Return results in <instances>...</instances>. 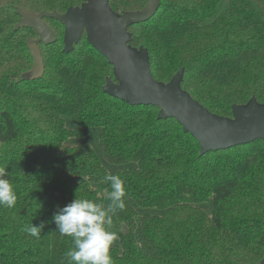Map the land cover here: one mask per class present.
Segmentation results:
<instances>
[{
  "label": "trees",
  "instance_id": "trees-1",
  "mask_svg": "<svg viewBox=\"0 0 264 264\" xmlns=\"http://www.w3.org/2000/svg\"><path fill=\"white\" fill-rule=\"evenodd\" d=\"M84 0H0V168L13 185V208L0 207V264H69L73 247L52 222L75 198L107 207L108 164L124 181L125 209L108 231L119 246L114 264H257L264 256V141L200 155L198 142L155 106H132L107 95L112 67L83 34L63 52V26L39 50L42 77H31L30 28L15 30L17 8L64 13ZM128 0H108L117 12ZM138 1V0H133ZM146 23L128 29L129 45L145 48L155 80L183 70L181 88L210 113L254 98L264 104V0H157ZM64 118L75 125L67 129ZM100 129L98 156L83 139ZM69 138L79 143L65 147ZM104 185V189L101 186ZM143 210L137 212L129 203ZM211 202V213L199 205ZM44 223L39 238L25 227ZM122 227L128 230L124 233Z\"/></svg>",
  "mask_w": 264,
  "mask_h": 264
},
{
  "label": "water",
  "instance_id": "water-1",
  "mask_svg": "<svg viewBox=\"0 0 264 264\" xmlns=\"http://www.w3.org/2000/svg\"><path fill=\"white\" fill-rule=\"evenodd\" d=\"M158 6L157 0H148L141 10L117 13L109 7L108 0H84L61 14L17 8L19 20L14 29L30 28L37 35L26 42L32 59L33 79L42 77L44 72L38 44L47 46L56 40L44 19H54L63 26L62 43L66 54L84 34L87 43L112 67L113 79L106 78L102 90L128 105L157 107V118L174 119L184 133L198 142L200 155L255 140L264 141V104L254 98L245 104L233 105L231 117H223L210 113L181 88L182 69L167 83L153 78L147 50L129 45L128 29L149 21ZM122 230L128 233L125 227ZM257 264H264V256Z\"/></svg>",
  "mask_w": 264,
  "mask_h": 264
},
{
  "label": "clouds",
  "instance_id": "clouds-1",
  "mask_svg": "<svg viewBox=\"0 0 264 264\" xmlns=\"http://www.w3.org/2000/svg\"><path fill=\"white\" fill-rule=\"evenodd\" d=\"M6 175L5 169L0 168V207L10 209L15 206L17 196L13 185L4 178ZM105 180L110 182L111 188L107 207L88 199L75 198L52 217L57 232L73 241V247L65 253L69 264H114L110 248L117 236L107 229L113 224L116 212L125 209L126 191L120 176L108 174ZM44 227L43 222L31 224L24 231L39 238Z\"/></svg>",
  "mask_w": 264,
  "mask_h": 264
},
{
  "label": "rangeland",
  "instance_id": "rangeland-1",
  "mask_svg": "<svg viewBox=\"0 0 264 264\" xmlns=\"http://www.w3.org/2000/svg\"><path fill=\"white\" fill-rule=\"evenodd\" d=\"M228 2H229V0H220V3H219V7H218V13H220V12H222V11H224V9L228 6ZM259 3V6H261V7H263V9H264V4H262V3H260V2H257V4ZM143 4V0H138V1H133V0H128L127 1V3H125V4H120V6H119V9H120V11H122V10H127V9H133V8H137V7H139L140 5H142ZM49 26L51 27V28H53L55 31H56V35H60V34H62V30L59 28V27H57V28H55L52 24H50L49 23ZM30 38H34V37H30ZM64 121H65V123H66V126H67V124H70V125H72L71 123L72 122H70V120L68 119V118H64ZM88 131V134H87V136H86V139L85 140H87V143L88 144H90V146L92 147V148H94V150L96 151V153L98 154V156L100 157V159H101V156H100V153H99V150H98V137H97V133H96V131H100V129H97V128H91V129H88L87 130ZM101 162H102V164L107 168V171L110 173V169H116V168H118V169H123L124 167L122 166V167H117V166H114V165H111V164H108V163H106L105 161H103L102 159H101ZM101 189L103 190L104 189V185L103 186H101ZM132 205H134L130 200H128ZM203 210H205L206 212H210V210H211V208H212V205H211V202H207V203H203V204H200L199 205ZM138 208V207H137ZM147 212H149V213H153V212H155V213H158V211H155V210H146Z\"/></svg>",
  "mask_w": 264,
  "mask_h": 264
},
{
  "label": "crops",
  "instance_id": "crops-1",
  "mask_svg": "<svg viewBox=\"0 0 264 264\" xmlns=\"http://www.w3.org/2000/svg\"><path fill=\"white\" fill-rule=\"evenodd\" d=\"M70 120V119H69ZM65 122V121H64ZM70 122H72L71 120H70ZM72 125H70V124H67V126H66V123H65V126H66V128L67 129H75V125L73 124V123H71ZM96 133H97V137L99 136V133H100V131H96ZM88 134V133H87ZM86 139V137L83 139V141L84 142H87V140H85ZM79 143V141L77 140V139H75V138H69L67 141H65V143H64V146L65 147H72V146H75V145H77ZM106 168V167H105ZM125 168V167H124ZM107 169V168H106ZM116 170H118V168H116V169H110V174H113ZM130 203V202H129ZM131 204V203H130ZM134 204V203H133ZM134 207H135V209L137 210V212H139L140 214H144V213H149V212H147L146 210H143V209H140V208H137L136 206H135V204L133 205ZM205 211V210H204ZM206 212V211H205ZM153 213H155V212H153ZM159 213V212H158ZM206 213H208V212H206ZM211 213V210H210V212L208 213V214H210ZM157 214V213H156ZM112 246H119V241H118V239H116L114 242H113V245Z\"/></svg>",
  "mask_w": 264,
  "mask_h": 264
}]
</instances>
